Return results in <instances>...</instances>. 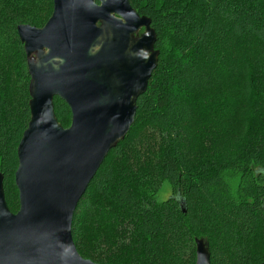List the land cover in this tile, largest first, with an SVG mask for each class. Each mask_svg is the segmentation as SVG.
<instances>
[{
    "label": "trees",
    "instance_id": "trees-1",
    "mask_svg": "<svg viewBox=\"0 0 264 264\" xmlns=\"http://www.w3.org/2000/svg\"><path fill=\"white\" fill-rule=\"evenodd\" d=\"M129 1L151 20L159 63L78 206L77 250L97 264H196L203 240L211 264L264 263V0ZM53 9L54 0H0V174L14 214L31 119L17 27L41 29ZM55 113L71 126L59 98ZM164 187L172 195L160 201Z\"/></svg>",
    "mask_w": 264,
    "mask_h": 264
},
{
    "label": "water",
    "instance_id": "water-1",
    "mask_svg": "<svg viewBox=\"0 0 264 264\" xmlns=\"http://www.w3.org/2000/svg\"><path fill=\"white\" fill-rule=\"evenodd\" d=\"M17 32L28 58L31 119L18 147L16 214L0 174V264H97L77 250L74 219L135 123L159 63L156 33L129 0H54L43 28L24 24ZM56 98L71 110L67 129ZM196 246V264H211L204 241Z\"/></svg>",
    "mask_w": 264,
    "mask_h": 264
},
{
    "label": "rangeland",
    "instance_id": "rangeland-1",
    "mask_svg": "<svg viewBox=\"0 0 264 264\" xmlns=\"http://www.w3.org/2000/svg\"><path fill=\"white\" fill-rule=\"evenodd\" d=\"M52 14H53V13H52ZM144 33H145V30L143 29V30H141V31L139 32V34H138L136 37H139V36H141V35L144 34ZM31 59H35V60H36V59H37V55H33V56L31 57ZM250 105H251V106H254V105H255V107H257V109H256L257 113L260 114L259 107L257 106L256 101H255V103L252 102ZM134 136H135V134L132 135V138H133ZM155 138H156V137H155ZM171 195H172V190H170L169 187H164V189H163L162 193L159 195L158 199H159L160 201H165V200H167L169 197H171Z\"/></svg>",
    "mask_w": 264,
    "mask_h": 264
}]
</instances>
